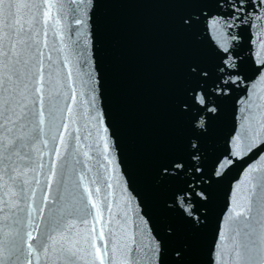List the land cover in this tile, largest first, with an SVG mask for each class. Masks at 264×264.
Instances as JSON below:
<instances>
[{
  "label": "water",
  "instance_id": "water-1",
  "mask_svg": "<svg viewBox=\"0 0 264 264\" xmlns=\"http://www.w3.org/2000/svg\"><path fill=\"white\" fill-rule=\"evenodd\" d=\"M25 2L40 32L28 55L44 53L37 58L48 143L36 142L26 195L8 194L19 193L9 175L23 163L0 159V264H37L27 243L39 248L61 233L39 264H99L93 243L107 251L105 264H264L260 0H251L257 7L243 23L230 15L235 0H51L47 24L44 0ZM58 98L71 112L51 120ZM28 232L37 239L28 241ZM13 242L24 255L13 253Z\"/></svg>",
  "mask_w": 264,
  "mask_h": 264
},
{
  "label": "snow or ice",
  "instance_id": "snow-or-ice-1",
  "mask_svg": "<svg viewBox=\"0 0 264 264\" xmlns=\"http://www.w3.org/2000/svg\"><path fill=\"white\" fill-rule=\"evenodd\" d=\"M261 10H264V0H260L258 5ZM33 5L25 2V0H0V159L11 160L13 164L20 161L24 165V170L22 171L19 166L12 167L9 179L16 184L19 181V193L13 190L12 187L8 188V194L12 197L17 195H26L24 185L30 182L23 177H26L27 170L36 161L33 159L32 153L37 151L36 142L39 141L47 147V140L42 139V134L44 133L45 124V113L43 110L44 101V91H45V79H44V69L43 61L37 58V55L43 56L44 53L36 47V51L31 52L29 56V51L33 46H38L40 41L36 39L40 35L38 30H34L35 24L37 23V17L35 14L31 13ZM54 7L51 0H44V10L42 13L44 24H47L51 18V8ZM232 13L230 15L235 20H240L241 15L246 12L248 8L257 7L253 4L251 0H235L231 4ZM27 9L28 18L25 19L21 15L22 10ZM246 19V17H245ZM79 23V21H77ZM59 25V20L54 21V26ZM57 36L60 35L58 27L55 33ZM47 35V32L44 33ZM62 39V37H61ZM45 46H47L45 44ZM61 53L64 52V47L57 49ZM51 60V56L48 57ZM224 67L221 71H224L228 67L227 56L224 58ZM33 60L34 63H30ZM64 67L68 66L69 60L68 56L63 57ZM59 70L55 72L56 85H60ZM69 78L71 77V72L68 73ZM53 73H49L48 83L53 82ZM89 81H85L87 85ZM71 88V85H69ZM220 91V89H218ZM72 99H75V90H72ZM61 94L57 92L59 97ZM83 95V93H81ZM195 103H202L203 97L200 100H195ZM62 103L61 99H56L55 103L51 104L49 109V117L51 120H55L57 117L54 115L55 111L63 113L65 111L71 112V108L65 109L63 107H58ZM55 127H61L60 125H54ZM65 129L67 125H63ZM264 127V126H262ZM59 139L60 143L65 144L63 136L57 137L55 134L51 135V140L55 142ZM105 150H107V145L105 144ZM7 153V155H4ZM55 154L59 155V150H55ZM87 156V153H84ZM15 158V159H13ZM37 167H42L38 165ZM34 170V169H33ZM7 172L8 169L5 168ZM55 172L51 173L54 176ZM51 176L49 178H51ZM3 177L0 176V180ZM83 179V177H81ZM95 181H93L94 183ZM39 183V181H37ZM110 186V185H109ZM99 189H97V192ZM88 192V189H85ZM34 195V192H33ZM45 201L47 197L44 198ZM10 207L18 206L15 205L13 201H5ZM92 207L96 209L97 222L101 216V209L97 204L93 203ZM3 209H0L2 211ZM43 209L41 208V214ZM30 215V213H29ZM243 215L242 212H236V216L239 217ZM17 224L20 223L19 220L16 221ZM94 231V229H93ZM6 235H11V233H6ZM16 237H19L23 241V237L20 231L16 232ZM28 241H35L37 238L32 232L27 233ZM61 239H65L63 233L60 234L58 238L56 235L49 234L45 240L39 242V248H34L31 243H27V256L34 257L39 264L40 252L42 251L47 255L49 249L55 250V246L60 242ZM96 237L93 236V240ZM99 240H104L103 231L99 234ZM15 241V237H14ZM51 241V243H49ZM106 247V246H105ZM92 248L95 250L96 259L99 260V264H105L104 257L108 255L107 251H103L100 247H97L95 243L92 244ZM64 250L63 248L61 249ZM12 251L17 256L24 255V251L21 247L16 246L15 242L12 245ZM67 251L75 256L76 252L73 251L71 247ZM113 253H115V246L113 247ZM237 256L240 253L237 251ZM26 264H33L31 259L26 261ZM113 264L115 262L113 261Z\"/></svg>",
  "mask_w": 264,
  "mask_h": 264
}]
</instances>
